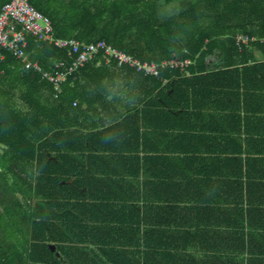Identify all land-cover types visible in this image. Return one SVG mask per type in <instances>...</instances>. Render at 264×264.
Listing matches in <instances>:
<instances>
[{
  "label": "trees",
  "instance_id": "1",
  "mask_svg": "<svg viewBox=\"0 0 264 264\" xmlns=\"http://www.w3.org/2000/svg\"><path fill=\"white\" fill-rule=\"evenodd\" d=\"M11 1L0 0V12ZM31 3L50 18L55 38L105 41L143 63L191 64L147 76L100 55L59 93L36 64L68 71L78 56L71 49L29 34L27 61L0 51V264H149L144 257L152 255L163 264H264V151H255L248 131L240 139L239 124L250 121L237 115L255 101L249 78L264 75V0ZM175 3V12L160 16L161 5ZM238 35L250 41L238 44ZM210 112L234 114L230 132L212 135ZM149 113H165L167 129L200 127L162 135L166 156L148 149L135 128L128 149L129 115L143 123ZM175 113L197 118L180 121ZM104 139L119 148H101ZM82 161L119 166L110 185L131 190V200L81 197L88 185H105L91 171L81 177ZM150 193L173 198L151 201ZM170 203L176 206L162 207ZM159 208L181 210L173 229H151L145 212ZM217 211L230 214L227 232L209 227Z\"/></svg>",
  "mask_w": 264,
  "mask_h": 264
},
{
  "label": "crops",
  "instance_id": "2",
  "mask_svg": "<svg viewBox=\"0 0 264 264\" xmlns=\"http://www.w3.org/2000/svg\"><path fill=\"white\" fill-rule=\"evenodd\" d=\"M258 58L262 59L261 55L258 54ZM264 72V69H259ZM249 81L254 84L255 86V91H256V97L255 101L254 99L251 98V100L248 99L249 106L248 109L249 111L246 112H240L237 115H239L242 118H248L249 123H240V139H245L246 135L245 132L248 131L249 137L253 138L254 140V145H255V151H264V75L258 74L255 75L253 78H249ZM259 94L263 96H259ZM165 113H149L146 115V122H136L134 121L136 118V114H130L129 115V122L127 124V134L123 137L127 139V147L128 149L131 150L132 143H133V137L135 135V128H139V131L144 133V138H145V143L148 146V149H154L158 150L161 152L162 155H168L167 151H165L166 147L168 146V143H165V140L162 139V135H168V133H173V134H182L184 133V128L183 126L189 127L190 132L196 133L198 130V127H200V123L197 121H194L192 125L189 122L183 123V122H178L176 123L177 128H171L167 129L168 125L165 122L167 117H165ZM174 118L177 120H184L186 119H195L197 117L194 116L193 113H186L184 114H178L175 113ZM206 118L210 120L205 124V126L212 131V135L214 134L215 137L220 136V132L223 131L224 133L230 132L232 129L233 125L231 122L232 118V113H225V112H210L208 113ZM185 116V117H184ZM101 118H107L106 115L99 114L97 119ZM199 118H201L199 116ZM92 123V122H91ZM99 124V123H98ZM143 126V128H141ZM188 129V128H187ZM225 135V134H224ZM119 141H112L109 142L108 140L104 139L101 140L100 146L101 148H108L106 150H115L118 147ZM223 148V147H222ZM110 156L109 154H105ZM131 156V154H129ZM147 155V154H146ZM154 156V154H149ZM131 162V161H130ZM131 170V164L128 165ZM81 177L86 174V171H91V173H88L91 177H96L99 181H101L99 184H105L101 185L100 187H94L93 188H86L85 192L80 191L81 197L84 199H94V200H105V199H117L121 198L124 200H131V190L128 189V191H121L120 189H115L110 185V180L114 179V170H118L120 167L115 165L113 162H106L102 161V163H97L95 166L91 165L85 161H82L81 163ZM100 170L102 172H100ZM92 171L95 172V175L92 176ZM131 177V176H130ZM128 180L131 179L127 178ZM88 183L91 184V182L88 181ZM98 183V182H97ZM96 183V185H97ZM81 184V183H80ZM108 186V187H107ZM85 196H84V195ZM18 197L23 200L22 196ZM17 197V198H18ZM147 199L153 201L156 198L159 199H172V196H168L166 194H160V193H150L146 197ZM151 206L156 205L154 202H150ZM163 206H176V204L170 203V204H163ZM181 210L176 209V210H166L163 208L159 209H153L151 213L145 212V217L147 221L151 223V229L153 227H160V229L165 228V226H168L170 228H174L177 224V219L176 216L183 214L180 212ZM232 213V211L230 212ZM211 218L208 219L209 227L215 232H227L228 231V224L229 222L228 215L229 213L223 212L220 214V212L216 213H210ZM192 215V226L194 224H197V220L194 221L193 214ZM146 227V226H145ZM175 243V242H174ZM216 248H223L224 244L223 243H215L214 245ZM144 261H146L149 264H163L165 261L162 260L160 257L156 256H145Z\"/></svg>",
  "mask_w": 264,
  "mask_h": 264
},
{
  "label": "built area",
  "instance_id": "3",
  "mask_svg": "<svg viewBox=\"0 0 264 264\" xmlns=\"http://www.w3.org/2000/svg\"><path fill=\"white\" fill-rule=\"evenodd\" d=\"M53 32L50 18L38 11L32 5L31 0H12L0 12V51L7 49L19 59L27 61L26 49L29 45L27 37L32 34L41 41L50 42L61 49L69 48L78 55L68 71L56 74L46 71L36 64V69L43 74V78L52 82L59 93L62 92V85L73 72L97 59L100 55L108 65H112L114 62H117L121 67L128 65L137 68L139 72L147 76H158L161 66L177 68L187 67L191 64L189 60L180 61L178 59L164 61L160 66L156 63H143L105 41L87 44L75 39H58L53 36ZM236 40L238 44H246L250 41L247 36L243 35H238Z\"/></svg>",
  "mask_w": 264,
  "mask_h": 264
},
{
  "label": "rangeland",
  "instance_id": "4",
  "mask_svg": "<svg viewBox=\"0 0 264 264\" xmlns=\"http://www.w3.org/2000/svg\"><path fill=\"white\" fill-rule=\"evenodd\" d=\"M179 3L172 4L170 6L167 5H161L159 7V13L161 17L168 16L169 14L173 13L176 11L178 8Z\"/></svg>",
  "mask_w": 264,
  "mask_h": 264
}]
</instances>
